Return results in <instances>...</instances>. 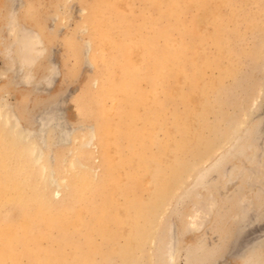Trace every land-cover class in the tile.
Masks as SVG:
<instances>
[{"label":"rangeland","instance_id":"374dc122","mask_svg":"<svg viewBox=\"0 0 264 264\" xmlns=\"http://www.w3.org/2000/svg\"><path fill=\"white\" fill-rule=\"evenodd\" d=\"M90 1L91 3H89L88 0H0V104L4 103L3 101L5 100L7 104L6 109L11 115L21 117L22 124L26 126L27 129L32 128L33 120L36 115H44L43 113H45L47 116L56 110L62 111L65 119L64 121L68 122L71 126L73 125L75 128L71 133L70 143H62L58 146L48 147V149H46L44 160L46 163H49V165H52V171L54 172H52L51 177H48L49 179L45 178V180L44 177L39 175V172H36L39 171V168H37V166H35V168L31 164L29 156L25 158L27 167L32 166L30 169L27 168L28 175H25V181L23 180L22 184L24 190L29 188L25 191L27 195H31L35 189H38L40 196L45 194L47 199L54 203L56 202L54 205H62L63 207L71 206L74 200L73 197L68 196V185L70 187L72 183L76 180V182H78L81 176H83L82 174L77 176L75 173L76 170L73 171L72 169L71 171L70 167L62 162V159L67 153L73 152V156H76V158L82 160L85 165H87L83 167L84 169L81 167H77L76 169H83L82 172L90 175L94 182L98 180V175L101 170L100 166L102 165L98 138L96 137L97 126H95V124L98 125V121L91 111L95 108L92 94L102 87L104 68L102 65L99 66L100 63H96L92 58V53L98 46V40L92 27L88 23L89 20L86 19L89 18L92 9H103L109 6V2L106 1L104 4L101 0ZM122 4L113 10L121 12L123 16L131 15L133 20L140 22L143 20V13L146 9L145 6L148 7L149 1L125 0V5ZM87 5H89L88 7L90 9ZM123 6H126V10ZM130 6L133 8L130 9ZM213 7L215 13L213 16H210L211 20L207 22L204 18L203 23L206 21L208 24L203 25L202 23L201 26H205V28L200 27L201 30H205L203 31L207 33V35L204 34L205 37H202V41L200 38L196 39L192 43L189 51H187L188 56L183 59V68H185L186 73L189 75L194 73L193 69L195 64H201L203 68V75L200 81L201 84L199 83L201 91L196 90L194 93L189 94L190 98H195L193 100L196 101L192 102L193 100L190 99L189 103L186 104L181 101V99L172 97L168 91H162L155 97L158 103L152 112L150 109H147L145 105L137 109L141 123L147 124L153 117L163 127V132L161 131L160 134L161 137L159 136L160 138L158 139L161 146L157 144L154 146V143L147 142L141 136H137V138L133 137L132 141L137 143L145 156H151L153 154L160 155L163 161V163H161L162 167L169 169L166 175L160 178L159 182L162 183V185L160 184L161 187L164 186V189L162 188L164 194L158 196L155 184L152 186L151 183L147 181L148 165L143 164L144 166L146 165V170L144 166L141 165V167H139L140 169L138 168V172L141 176H143V174H145V176H140V183H135L136 185H134L129 192L128 198L131 197L132 200L124 196L123 198L117 197L116 200L118 201L113 203H117V205H114L115 207L117 206L116 209L113 204H110V209L115 213V211H119L118 208H122L126 203L128 204H126L127 206H130L128 201L131 200V205H133L134 208L136 206L138 208L136 209L138 211V223L130 224L129 222L123 223L122 225L114 224L111 232L108 234L110 237L107 235L105 237L101 236L100 229L97 228L99 224L97 223V217L90 215V218L88 216V219H90L88 220L89 226H87L88 224L85 226L89 229L90 227L93 229L96 227L94 229L95 232L92 229L94 232L92 235L87 234L89 231H86V229L88 230L86 227H82L78 235L71 231V233L75 235L74 240L76 239L78 245L83 250L90 249V252L94 255L96 261L92 260L91 263L90 260L89 264H169L165 255L166 248L169 245L168 241L171 238L173 239L172 241H176V247L174 248L176 254L174 259L176 260L175 264H185V262H187V264H210V262L219 260L220 258H222V264H242L243 261L238 259V255L244 250H242L243 246L260 240L259 238L262 239L264 236V215H262L263 217L259 216L262 218L260 220L257 217V212H250V216L248 215L249 217L246 218L247 221L245 220V225H248V228L245 229L241 237V232L239 233L237 231L234 224L235 217H237L236 212L238 213L239 207L237 204L238 193L236 187L238 184L228 183L223 176L229 164L232 163L236 166L240 165L238 162V157L241 153L240 150L246 146L249 147V142L251 144L250 139L253 138L251 133L254 131L253 128L256 124L254 119L256 116L264 114V98L262 100V97H264V0H216ZM164 9L165 7H163V10ZM12 10H17V14L15 17L11 18L9 12ZM194 12L195 11H189L186 16L191 17V15L195 13L196 15L201 14L200 11ZM218 14H220V16H217ZM183 17L185 18V16H182V18ZM179 18L181 19V17ZM9 19L10 22L15 20V22H12L15 25L17 24V26L23 24V26L39 29L38 31L44 40L46 51L41 55V58L37 60L33 68L28 67V69H23L22 71L19 70L20 68L17 69L20 59L16 57V53L19 48H14L11 54H8L9 56L4 52L5 46L10 43L11 40L9 30L6 29ZM139 25L142 26L140 35L145 36L148 34V30L143 27L141 23H139ZM88 28L92 30L89 31ZM207 29L211 32H208ZM123 32L130 35L132 29L127 27ZM123 32L121 33L122 36L125 35ZM198 33L199 32H195L194 36L197 37ZM125 38L127 39L126 35ZM173 43L170 46V51L177 50L179 46H177L176 42L174 45ZM197 44L199 47L204 44V46H202L204 50L203 53L201 48V50L197 49ZM22 48L24 53L29 56L27 58L32 59L37 55L29 44L24 45ZM218 48H220V50ZM204 53L205 56L203 55ZM198 54L203 56L199 58L197 57ZM194 57L197 60L199 58L200 61L201 58L204 60L202 59L201 62L198 60L199 63H197ZM135 58L136 57H132V60L135 61ZM51 64L57 66L58 73L53 77L50 86L45 87L43 79L50 72ZM95 66L97 69H95ZM29 72H32V75L35 77L31 84L25 83L23 79ZM163 76L166 75L164 74ZM177 82L182 81L177 80ZM34 83L40 85L38 90L34 88ZM144 84L145 83H142V86L139 87L140 90H142V87L144 88L146 86V84ZM180 84L182 86V83ZM202 93H204L203 96ZM257 99H261V101H258L256 104L257 107L253 109L254 102H256ZM160 101L162 103H159ZM258 103H260V105ZM131 107L130 104L128 108L131 109ZM165 108L166 111L171 108L178 114L186 112L187 115L178 117L172 115L170 110V112H166ZM204 111L206 114H203ZM187 116L188 118L186 119ZM195 117L196 120H194ZM0 127V149H3L0 150V155L2 154L1 156L3 157V155H10V153L12 155L14 154L12 165H14V169L17 170L19 167L18 163L21 161V158H19L20 154L18 153V149L15 148L12 150L10 147H12V145H14L13 143L18 141V139L8 135V131L1 120ZM93 127L95 128L94 131L91 130ZM194 127L197 129H194ZM50 131L51 129L47 132L45 139V143L46 145L48 144V146H52V142L54 141V133ZM91 131H93V135L95 134L92 139L95 145L87 148L90 153H93L85 159V151L80 149L79 146L84 141L83 135L87 136L86 138L92 137ZM4 132H6V134H4ZM129 139H131L130 133L127 131L122 138V144L119 148L115 146L108 147L107 155L111 168L119 158H126L129 156L131 152V148L128 144ZM168 139L173 142L170 143ZM200 140L202 142H200ZM4 141L6 142L4 143ZM165 142L175 144L174 150L179 148L176 151L172 150L171 153L169 152L170 154L167 153L169 154L167 158H165L167 155H163V149L161 150L163 144L166 145ZM180 145L181 147H179ZM111 147H115L113 150L118 151H113ZM4 148L8 152L10 150V153L4 150ZM110 150L113 152V154L111 153L112 156L114 155L113 157L109 156L111 155ZM1 156L0 158H2ZM183 157H185V159ZM165 159H167V162ZM13 160H15V162ZM185 162H187V164ZM38 166L40 167V165ZM123 166L126 170L123 169L124 174L114 180L116 183L123 184L125 182L130 168L126 163ZM34 169H36V171ZM85 169H87V171H85ZM237 170L240 171L239 180L246 178V172L241 169V165ZM30 171L32 174L29 175ZM67 171H70L68 175ZM64 175H67L68 178L66 177V181L62 182L61 176ZM69 175H71V177ZM122 177L125 178L122 180ZM166 177L168 178L165 179ZM57 180L60 181V184L58 183L60 193L54 195V184L51 183ZM32 182H34L35 185ZM149 186L152 188L151 191ZM120 187L121 191H123L122 188H125V186ZM146 187L148 189H146ZM43 188L45 190H43ZM41 191L45 192L41 194ZM144 194L149 197L147 196L146 199H144ZM206 196H212L216 203V205L213 206L215 208L213 211L212 225L207 231L185 230L188 222V214L192 210V203ZM148 199L149 201H147ZM251 199L254 206H258L259 208L262 207L263 211L260 209L259 212L262 211V214H264V191L253 189V191H251ZM97 201V203L100 202L99 204L102 205V201L99 198ZM139 202L140 204L142 203L141 206L143 209L138 205ZM144 202H147V205ZM120 204L122 206H120ZM111 205L113 207H111ZM245 207L248 210L249 203L247 199H245ZM6 209L12 210L14 216H18L20 213V206L15 207L7 205ZM52 210V208H48L45 212L46 216L47 213L49 215L54 211ZM142 214L145 218L141 216ZM139 227L142 229L140 230ZM132 231L134 233L136 232V235ZM69 234L70 233H67L65 236H69ZM133 234L134 237L132 236ZM126 235H129V237ZM88 236L91 237L92 245L90 243L87 244ZM114 237L116 239H114ZM126 239L130 241V243H127ZM215 240L217 242H215ZM94 242H98L97 244L99 245L93 246L95 245ZM100 243L103 244L102 248ZM121 246L122 248L117 249V247L119 248ZM109 248L113 251H110ZM64 250L66 249H63V251ZM102 250L105 251V254ZM59 252L58 254H62V249ZM69 252L70 250H66L64 254H67L68 257ZM247 254L246 252L245 255ZM91 257L94 259L93 256ZM249 260V262H246L247 264H259V260H263L264 262V252ZM81 263L86 264L84 262L71 261V264Z\"/></svg>","mask_w":264,"mask_h":264},{"label":"bare ground","instance_id":"6f19581e","mask_svg":"<svg viewBox=\"0 0 264 264\" xmlns=\"http://www.w3.org/2000/svg\"><path fill=\"white\" fill-rule=\"evenodd\" d=\"M88 1L89 3H91L90 0ZM101 1L104 2V4L106 1L109 2V6L103 9H92L89 18L86 19L89 20V22L88 21L86 22H88L89 25L92 27L94 34L98 40L97 48L94 51L92 50L93 51L92 58L96 63H100L99 66L102 65L104 68L103 77H102V87L100 90L92 94V96L94 97L93 102L95 103V108H93L91 111L98 121V125L95 124V126H97L96 137L98 138L100 154L102 157L101 160L102 165L100 166L101 170H100V174L98 175V180L94 182L93 178L90 175H87V173L84 174L82 170L84 169L83 167L84 166L86 167L87 165H85V163L82 160L76 158V156H73L72 155L73 152L72 153L68 152L67 155L62 159L63 160L62 162L65 165L69 166L71 171L72 169L73 171L76 170L75 173L77 176H79L80 174L83 175L81 176V179H79L78 182H76L77 180L75 179L76 181L74 180L75 182L72 183L70 187L68 185L69 188L68 196L74 198L71 206L63 207L62 205L60 206L54 205L56 204V202L54 203L53 201L47 199L45 197V194L43 196H40L38 189H35L31 195H27V192L25 191H27L29 188L24 190L22 184L25 175H28L27 168L30 169L32 166L27 167L26 164L27 162H25V158L27 156L30 157L31 164L34 167L37 166V168H39V171H36V169L34 170L36 172H39V175L41 177H44V179L51 177L53 168L51 167L52 165H49V163H46V161L44 160V153L46 152V149H48V147L51 148L54 146H58L62 143L65 144L70 143L71 142L70 136L75 128L73 127V125L71 126L68 122L64 121L65 119L62 111L56 110L53 111L52 113L49 112L50 114L47 116L45 113H43L44 115L42 114L36 115V117L33 120L32 128L27 129V127L22 124L21 117H18L17 115H11L10 112L6 109L7 104L4 100L3 101L4 103L0 104V120L4 123L5 128L8 131V135L14 136L18 139V141H15V143H13L14 145H12V147L10 148H12V150L15 148L18 149V153L20 154L19 158H21V161L20 162L18 161L19 167L16 170L13 167L14 165H12V159L14 154L12 155L10 153V150L8 152L4 148V150L10 153V155L9 154L8 156L3 155V157L1 156L2 154L0 155L2 157L0 158V264H71V261L84 262L86 264H89L90 260L92 263V260L93 261L95 260L94 255L90 252V249L83 250L78 245L76 239L74 240L75 238L74 234L78 235V233L80 232L79 230L82 227H86L85 225L87 224H88L87 226H89L88 220L90 219H88V216L90 218V215H94L95 217H97L98 220L97 223H99L97 228L100 229L101 236H105V237L106 235L110 237L108 234L111 232V229L114 224L122 225L123 223H129V222L130 224L131 223L136 224L138 220L137 219L138 211L136 209L138 208L137 206L134 208V206L131 205L132 198L131 197L128 198L129 196L128 194H130L129 192L132 190L134 185H136L135 183L137 182L140 183L139 178L145 176V174L141 176V174H139L138 172V168L141 167V165L143 164L148 165L147 181L150 182L152 186L153 184H155V187L157 189L156 193L158 194V196L164 194L163 191L164 186L161 187L162 183L159 182H160V178L165 176L166 172L169 169H166V167H162L161 163H163V161L160 155L153 154L151 156H145L142 153L140 147H138L137 143L132 141L133 137L137 138V136H141L147 142L149 141L151 143H154V146L156 144L161 146V144L159 143L160 141H158V139L161 137L160 134L161 131L163 132V127L153 117L147 122V124L141 123L139 119V112H137V109L138 107L145 105L147 109H150L152 112V110L154 109L155 106H157L158 103L156 102L155 97L158 94H160L162 91L165 92L168 91L172 97L179 98L181 99V101H183L186 104H188L191 99L189 96L190 93L192 94L196 90L201 91L200 81L203 75V68L201 64L200 65L195 64L193 69L194 73L192 75H189L186 73L185 68H183V59L184 57L188 56L187 51H189L192 43L199 38L202 41V37H205L204 34L207 35V33H204L205 31L204 29H203L204 31L201 30V28H205V26L203 27L201 25L204 21V18L207 22H209V20H211L210 16L214 15L215 12L213 6L216 0H148L149 1V4L147 5L148 7L145 6L146 9L143 13L144 21L142 20L140 22L133 20L131 15L123 16L121 12H117L113 10L114 8L119 7L120 4L122 3L124 4L125 0H101ZM88 6L89 5H87V7ZM125 7L124 9L126 10ZM130 7H131L130 9L133 8L132 6ZM163 7H165L164 10ZM189 11H195V12L200 11L201 14L196 15V13L194 12L195 13L194 15L192 14L191 17H188L186 15L187 12ZM9 14L11 15L10 16L11 18L15 17L17 14V10L16 11L12 10L9 12ZM182 16H185V18L184 17L182 18ZM217 16H220V14H218ZM179 17H181V19ZM12 21L15 22V20ZM12 21L10 22L9 19L7 23L8 26H6L7 27L6 29L9 30L11 40L10 43H8L5 46L6 48L4 52L6 53L7 56H9L8 54H11L14 48L16 47L17 49L19 48L18 51L15 50L17 51L16 57L20 59V61H18V63L19 62L20 63L18 64L17 69L20 68L19 70L22 71L23 69H28V67L33 68L37 60H39L41 58V55H43L46 51L44 47L45 45L44 40L38 31L39 29L36 28L37 29L36 30L32 27H27L25 25L23 26V24L21 25L19 24L17 26V24L15 25ZM206 21L205 23H203V25L208 24ZM139 23H141L143 27H145L148 30V34H146L145 36L140 35L141 34L140 30L142 29V26L139 25ZM127 27L132 29V33H130V35L128 34L129 36L127 35L126 32H123ZM122 32L123 34L125 33L127 39L125 38V35L124 36L121 35ZM195 32H199L198 33L199 37L194 36ZM173 42L174 43L176 42L177 46L178 45L179 46L177 50L175 49V51L174 50L170 51L171 50L170 46ZM26 44H29L32 50H34L37 54L32 59L27 58L29 56L26 55V53H24L23 51L22 47H24V45ZM204 44L202 46H204ZM202 46L199 47V45L197 44L198 47L197 49L200 48L202 49ZM218 49L220 50V48ZM203 52L204 50L202 49V53ZM203 55L205 56V53ZM203 55L200 56V54H198V56L197 55L194 56L200 58ZM131 56L136 57L135 61L132 60ZM202 59L203 58H201V61ZM195 60L197 61V63H199L196 58ZM50 68H51L50 72L43 79V83L45 87L50 86L53 77H55L56 74L58 73V68L56 65L54 66L51 64ZM95 69H97V67ZM164 74L166 76H163ZM34 78L35 77L34 75H32V72H29L28 74H26L25 77H23L25 83L27 84H31ZM177 80H181L182 82H177ZM142 83H145L146 86L144 88L142 87V90H140L139 87L142 86ZM180 83H182V86ZM33 86L36 90L40 88L39 84L34 83ZM203 94L204 93H202V96ZM263 98L264 97H262V100ZM195 101L193 100L192 102ZM258 101L260 102L261 99L260 100L257 99L256 102H254L253 109L257 107L256 104ZM159 103L162 102L160 101ZM130 104L132 106L131 109L128 108ZM258 104L260 105V103ZM169 110L171 111L172 115L178 117L182 115H187L186 112H184L183 114H178L171 108ZM169 110L166 111L165 108L166 112H170ZM203 114H206L205 111ZM196 117L194 118V120H196ZM187 118L188 116L186 117V119ZM254 122L256 124L253 128L254 131L251 133L253 136V138L250 139L251 144L249 142L248 145L249 147L246 146L242 150H240L241 153L240 156L238 157V162L241 165V169L246 172V178L242 180L238 179L240 177V171L237 170V168L240 165L236 166L235 164L232 163L228 165V167L223 173L224 174L223 176L224 178H226L228 183L231 182L238 184L236 187L238 193L237 204L239 207H238V213L236 212L237 217H235L236 219L234 224L237 231L239 233L241 232V237L245 229L248 228L247 227L248 225H245L246 224L245 220L247 217L250 216L249 215L250 212H255V213L257 212L258 214L257 217L260 220L262 218H260L259 216L263 217L262 215H264L262 214L263 211L262 207L259 208L258 206L257 207L254 206L251 199V191H253V189L260 190L262 192L264 191V114L263 115L260 114V116H256ZM93 128H91V130L94 131L95 128L94 129ZM50 129L52 133H54V141L52 142V146H48V144L46 145L45 143L46 134ZM194 129L197 128L194 127ZM93 131H91V136H92L91 138H86L87 136L83 135L84 141L79 146L80 149L85 151L84 153L85 159H87L91 155V153H93V152L90 153V151L87 150L88 147L95 145L92 140L93 136H95V134L94 135L92 134ZM127 131H129L131 137L128 143L131 148L130 149L131 152L128 157L119 158L117 161H115L114 166L111 168V165L108 161L107 149L109 146H115L116 148H119V146H121L122 144V138ZM4 134H6V132H4ZM6 141H4V143ZM169 142L171 143L173 141H169ZM200 142L202 141L200 140ZM174 145L175 144L173 143L169 144L168 142L166 143V145L163 144L161 150L163 149L165 153V154L163 153L164 156L167 155L165 156V158L169 157L171 151L174 150ZM115 147L113 148L111 147L112 150ZM179 147H181V145ZM177 149L179 148H176L174 151H176ZM113 151H118V150H113ZM111 153L113 154V152H111L110 150V154ZM112 154L109 156H112ZM185 157L183 158L185 159ZM13 161L15 162V160ZM165 161L167 162V159H165ZM125 163L130 168L128 170L129 172L127 173V177L121 178L122 180L123 178H125V182L123 184L114 182L116 178H119L121 175L124 174L123 169L126 170V168H124L123 165ZM168 163L166 164L169 165ZM185 163L187 164V162ZM38 165H40V167ZM145 166L144 168L146 170ZM77 167H81L83 169L77 170L76 169ZM31 171L29 172V175L32 174ZM85 171H87V169H85ZM69 173L70 171L69 172L67 171V175ZM67 175L61 176L62 182L66 181ZM71 175L69 176L71 177ZM167 178L168 177H166L165 179ZM32 183L34 184V182ZM58 183L60 184V181L58 180L51 183L54 184V189H53L54 195H58L60 193L58 189ZM120 186H125V188H122L123 191H121ZM146 189L148 188L146 187ZM151 189L152 188H150V191ZM43 190L45 189L43 188ZM44 192L41 191V194ZM123 196L127 197L128 199H131L128 201L130 203V206H127L128 204L126 203L127 205L124 204L122 208H118L119 211L117 212L115 211L114 213L110 209V204L117 202L118 201L116 200L117 197L123 198ZM147 196H145L144 199H146ZM47 197H51V196H47ZM98 198L102 201V205L99 204L100 202L97 203ZM245 199H247V202L249 203L248 210L245 207ZM135 200L137 201L136 198ZM147 201H149V199ZM144 203L147 205V202ZM115 204L117 205V203ZM115 204H113V206ZM121 204L120 206H122ZM7 205L15 206V207L20 206L19 215L14 216L12 210L6 209ZM138 205L141 206L142 203L140 204L139 202ZM192 205H193L192 210L188 214V222L185 230L207 231L213 222L212 218L214 215L213 211L215 208L213 206L216 205L215 199L212 196H206L201 200L192 203ZM113 206L111 205V207ZM48 208H52L54 211L52 210L53 212L50 213L49 215L47 213L46 216L45 212L46 210H48ZM260 209H262L261 212H259ZM141 216H143V214ZM143 217L145 218V216ZM92 229L93 228L91 227L90 229L88 228V230L86 229V231H89L87 234L92 235L95 232V230L93 229L94 230L93 232ZM71 231L74 234H72ZM67 233H70L69 236H65ZM134 234L136 235V232ZM134 234L132 235L133 237ZM129 235L126 236L129 237ZM114 239L116 238L114 237ZM259 239L260 240H257L251 244H246L243 246L242 250L243 249L244 250L238 255V259L243 261L242 264H247L246 262H249L250 261L249 259L255 258L256 256H259L262 252H264V236L262 237V239L261 238ZM172 240L173 239L171 238L168 241L169 245L166 248V255H165V258L167 262L169 261V264L176 263V260H174L176 255L174 252L175 251L174 248L176 247L175 245L176 241H172ZM128 242L130 243V241H127V243ZM215 242L217 241L215 240ZM89 243L90 244L92 243L90 236H88L87 238V244ZM97 243L94 242L95 245L93 246L99 245ZM102 245L103 244H101V248ZM120 248H122V246L119 248L117 247V249ZM61 249H62L61 252L62 254H58L60 253L59 251ZM63 249L70 250V252L68 253V257L67 254H64L66 250L63 251ZM111 249L110 251H113ZM246 252L248 253L247 255H245ZM103 253L105 254V251H103ZM91 256H93L94 259H92ZM221 259L222 258L210 262V264H222ZM258 263L264 264L263 260H259ZM185 264H187V262H185Z\"/></svg>","mask_w":264,"mask_h":264}]
</instances>
